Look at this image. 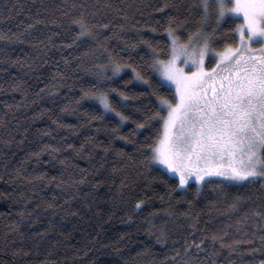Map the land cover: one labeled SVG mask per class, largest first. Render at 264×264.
Returning <instances> with one entry per match:
<instances>
[{
  "label": "trees",
  "instance_id": "trees-1",
  "mask_svg": "<svg viewBox=\"0 0 264 264\" xmlns=\"http://www.w3.org/2000/svg\"><path fill=\"white\" fill-rule=\"evenodd\" d=\"M167 2L173 7L160 12L156 9L165 0H0V35L6 37L0 39V264H173V257L174 264L264 260V220L253 215L264 211L261 182L221 185L217 179L199 194L195 183L187 192L177 189L175 178L147 160L146 146L162 125L153 122L133 132L132 121H142L157 101L147 85L132 79L129 68L115 77L109 71L110 79L100 85L130 97L126 114L132 119L117 133L118 118L92 119L102 108L81 99L83 91L98 83L94 73L108 63L109 55L133 65L155 85L157 78L145 68L146 46L130 45L141 37L165 44L168 16L182 24L181 37L198 20L196 8L187 11L198 0ZM81 19L92 27L95 40L77 39L74 21ZM232 27L230 21L223 24L217 39L234 43ZM215 47L222 50L220 44ZM160 91L172 98L170 87ZM111 95L119 98L118 92ZM237 197L240 208L229 211ZM140 200L145 203L137 210ZM245 215L251 218L238 224ZM149 219L167 228L166 244L148 235ZM222 232L228 233L226 243L241 241L234 251L212 241L213 234ZM204 237L200 250L186 249V241L199 244Z\"/></svg>",
  "mask_w": 264,
  "mask_h": 264
},
{
  "label": "snow or ice",
  "instance_id": "snow-or-ice-1",
  "mask_svg": "<svg viewBox=\"0 0 264 264\" xmlns=\"http://www.w3.org/2000/svg\"><path fill=\"white\" fill-rule=\"evenodd\" d=\"M169 7L173 5L165 0L162 7L156 10L163 12ZM193 8L198 10L197 26L194 30H186L185 37L178 34L182 28L178 18L168 16L167 27L164 28L165 44L141 37L130 45L132 48L146 46L148 59L144 62L145 68L157 78L155 85L151 78L146 79L133 65L121 63L109 55L108 63L98 65L99 71L94 73L98 83L83 91L81 99L93 101L94 108H102L98 113L94 111L92 119L103 121L106 116L118 118L113 129L117 133L132 119L126 114V102L130 97L126 92L100 85L110 79L107 75L109 71L115 77L129 68L132 79L147 85L151 89L149 95L155 96L157 101L155 108L144 113L142 121H132L136 125L133 132L151 126L153 122L162 125L153 143L146 146L149 152L147 160L160 166L161 171L170 173L177 181V189L187 192L190 182H194L199 194L203 188L215 184L217 178L221 185H254L261 182L264 187V0H198L187 6V11L191 14ZM187 21L188 17L185 23ZM229 21L233 24L234 43L217 39V29ZM74 23L79 25L77 39H96L92 27L82 19ZM213 24L215 27L209 32L208 28ZM108 26L102 25L103 28ZM156 31L155 27L152 28V32ZM4 38L0 35V39ZM217 44L222 46V50H217ZM168 85L173 86L171 99L160 91ZM114 92H118V99H113L111 94ZM110 149L111 145L105 148V152ZM83 182L82 178L80 183ZM144 203V200L138 201L135 209H141ZM240 205L241 198L237 197L228 210L237 211ZM156 215L155 212L150 214L153 219ZM253 215L264 220V211ZM250 218L245 215L237 223L243 224ZM147 223L148 235L154 236L157 243L166 244L167 228L158 227L152 219ZM191 227H196L195 220ZM227 235V232L217 233L211 239L234 251V246L241 241L226 243L224 237ZM206 239L202 238L199 244L194 239L186 241V249L194 247L200 250ZM260 241L264 247V236L260 237ZM172 260L174 264L175 257ZM259 264H264V260Z\"/></svg>",
  "mask_w": 264,
  "mask_h": 264
},
{
  "label": "rangeland",
  "instance_id": "rangeland-1",
  "mask_svg": "<svg viewBox=\"0 0 264 264\" xmlns=\"http://www.w3.org/2000/svg\"><path fill=\"white\" fill-rule=\"evenodd\" d=\"M254 47H258V46H256V45H254ZM219 51V50H218ZM178 64H179V61L177 62ZM207 65H208V60L206 59V61H205V66L207 67ZM181 66H183V65H181ZM185 71H188V69L187 68H185ZM168 87H170L171 89H173V86L172 85H168ZM160 167V166H159ZM169 175H170V173H168ZM217 179H219V178H217ZM190 183H194V182H190Z\"/></svg>",
  "mask_w": 264,
  "mask_h": 264
}]
</instances>
